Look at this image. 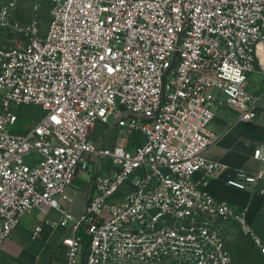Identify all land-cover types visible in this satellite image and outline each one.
I'll return each mask as SVG.
<instances>
[{
	"label": "built area",
	"instance_id": "built-area-1",
	"mask_svg": "<svg viewBox=\"0 0 264 264\" xmlns=\"http://www.w3.org/2000/svg\"><path fill=\"white\" fill-rule=\"evenodd\" d=\"M43 1L0 0V32L10 37L0 47V250L24 215L46 208L61 215L52 226L70 229L64 264H233L230 220L264 256L247 209L206 189L227 170L206 157L219 139L209 129L217 112L233 109L245 123L264 113V91L249 90L264 0H51L46 29ZM20 6L27 22L16 18ZM32 105L44 115L20 132L18 110ZM111 116L144 144L100 149L91 130ZM94 157L117 170L95 179L75 216L61 200L72 201L67 189ZM254 159L259 172L236 171L229 187L258 189L264 145Z\"/></svg>",
	"mask_w": 264,
	"mask_h": 264
},
{
	"label": "crops",
	"instance_id": "crops-1",
	"mask_svg": "<svg viewBox=\"0 0 264 264\" xmlns=\"http://www.w3.org/2000/svg\"><path fill=\"white\" fill-rule=\"evenodd\" d=\"M21 8L23 7L20 6L16 12L17 19ZM9 43L8 34L0 32V47L8 46ZM249 90L253 93L264 91V42L257 47L256 71L250 76ZM209 129L219 135V139L207 151L206 157L226 165L227 170L220 178L212 180L206 189L221 201L239 209H247V220L251 231L264 246V195L259 192L260 189H264V182L259 184L256 191H240L229 187L226 183L236 171L256 174L261 169L262 163L254 159V153L259 146L264 145V113L255 123H245L239 121L238 112L223 108L217 112ZM90 138L102 150H112L122 146L132 152L145 142V137L141 133L129 135L125 128L119 126L116 116H111L108 122L98 121L91 130ZM115 170L117 167L111 159L92 158L89 169L80 172L67 189L72 201L61 200V205L71 214L80 215L95 191V179L98 176H109ZM144 173V170H138L131 178L135 180ZM134 180H129L117 196L121 197L132 191ZM60 218L59 212L46 208L34 209L24 215L19 226L13 230L0 250V264H64L67 261V248L63 244V239L70 229L52 226L53 223L59 222ZM224 225L226 244L233 261L228 246L231 220ZM38 226L42 227V231L37 238H34L33 233Z\"/></svg>",
	"mask_w": 264,
	"mask_h": 264
},
{
	"label": "rangeland",
	"instance_id": "rangeland-1",
	"mask_svg": "<svg viewBox=\"0 0 264 264\" xmlns=\"http://www.w3.org/2000/svg\"><path fill=\"white\" fill-rule=\"evenodd\" d=\"M51 0H44L41 5L40 21L43 29H46L50 23ZM18 18L20 21H28L30 14L25 9L19 10ZM20 116V132L32 127L43 117L42 112L37 106H23L18 110ZM134 180L131 178L130 181ZM125 186V185H124ZM228 246L233 256L234 264H264V256L258 250V247L250 235L235 220H231Z\"/></svg>",
	"mask_w": 264,
	"mask_h": 264
},
{
	"label": "trees",
	"instance_id": "trees-1",
	"mask_svg": "<svg viewBox=\"0 0 264 264\" xmlns=\"http://www.w3.org/2000/svg\"><path fill=\"white\" fill-rule=\"evenodd\" d=\"M36 107V106H35ZM41 110L42 114H43V111L40 107H37ZM44 115V114H43ZM42 115V116H43ZM20 117V116H19ZM21 119V118H20ZM78 235L80 236L81 238V242H82V245H83V248H86L88 245H89V242H90V239L88 236L85 235L84 231L83 230H80L78 232Z\"/></svg>",
	"mask_w": 264,
	"mask_h": 264
}]
</instances>
